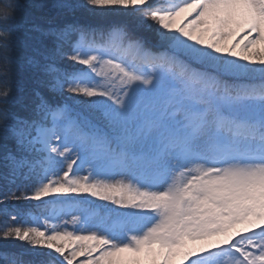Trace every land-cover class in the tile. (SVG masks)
<instances>
[{
  "label": "snow or ice",
  "instance_id": "obj_1",
  "mask_svg": "<svg viewBox=\"0 0 264 264\" xmlns=\"http://www.w3.org/2000/svg\"><path fill=\"white\" fill-rule=\"evenodd\" d=\"M37 7L0 8V264H264V0Z\"/></svg>",
  "mask_w": 264,
  "mask_h": 264
},
{
  "label": "trees",
  "instance_id": "obj_2",
  "mask_svg": "<svg viewBox=\"0 0 264 264\" xmlns=\"http://www.w3.org/2000/svg\"><path fill=\"white\" fill-rule=\"evenodd\" d=\"M17 2L20 5H23L22 10L16 11L14 15L16 16L17 22H24L27 20L28 22H31L33 20L39 21L40 18L42 17V9L38 8L37 5L41 3H48L49 0H17ZM0 8H4L6 11H11L10 9L6 8V0H0ZM0 26H5L3 25L2 22H0ZM2 171V169H0ZM4 188V183L3 181H0V190H3ZM21 207L24 208L25 205H5L3 207H8L9 210H12L14 207ZM28 210L32 214L39 215L38 209L32 208L30 205L27 206Z\"/></svg>",
  "mask_w": 264,
  "mask_h": 264
},
{
  "label": "rangeland",
  "instance_id": "obj_3",
  "mask_svg": "<svg viewBox=\"0 0 264 264\" xmlns=\"http://www.w3.org/2000/svg\"><path fill=\"white\" fill-rule=\"evenodd\" d=\"M35 202H33V204H34ZM39 210V209H38ZM67 219H70V217H66ZM78 259H82V258H78Z\"/></svg>",
  "mask_w": 264,
  "mask_h": 264
}]
</instances>
